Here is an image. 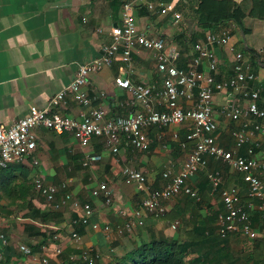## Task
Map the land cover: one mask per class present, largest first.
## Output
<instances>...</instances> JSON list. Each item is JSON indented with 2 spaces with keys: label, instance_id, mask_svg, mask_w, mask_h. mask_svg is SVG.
<instances>
[{
  "label": "crops",
  "instance_id": "0c3cea01",
  "mask_svg": "<svg viewBox=\"0 0 264 264\" xmlns=\"http://www.w3.org/2000/svg\"><path fill=\"white\" fill-rule=\"evenodd\" d=\"M149 1H136L139 28L149 35H162L168 42L181 47L175 38L180 24L172 16L147 11L142 5ZM121 18L122 0H0V124H9L25 116L32 105L45 107L70 83L81 62L101 53L102 46L112 39L110 29L120 24ZM248 24L250 33L237 29L229 44L217 47L221 75H228L235 44L243 40L259 54L256 69L264 79V44L254 45L257 33L264 34V21L250 19ZM183 52L190 61L196 51L192 48L189 53ZM201 67L209 70L207 62ZM117 76L157 86L162 78L152 52L146 48L134 53L132 64H127L118 55L110 66L92 72L86 85L94 99L92 106L107 108L108 116L113 117L144 109L129 90L116 83ZM226 100L224 92L215 93L214 117L218 123L215 134L222 145L231 149L234 147L233 131L241 121L235 122L223 112ZM260 104L264 107V98ZM152 105L163 108L155 98ZM53 109L80 117L84 106L68 94L66 101ZM190 125L191 122L186 121L153 127L149 130V149H136L122 143L118 153L106 146L103 137L95 136L87 146H81L70 132L35 128L36 149L20 161L0 164V264H43L44 256L48 257L46 264H87L82 256L85 250L99 254L97 264H109L144 239L158 234L179 236L177 228L171 226L176 219L180 220L181 228L189 229L202 222L213 228L214 238H226L222 243L224 251L209 253L200 264H264V250H260V241L255 237L242 233L224 238L216 235L218 217L225 210L222 188L239 192L248 186L243 179H237L235 173L238 172L214 157H209L208 165L186 180V185L197 192L198 198L193 199L182 191L167 202L172 219L148 216L144 226H136L122 235L115 232L108 235L101 227L76 222L80 210H76L71 202L57 211V218L49 221L35 213V209L50 211L52 206L35 188V179L41 176L48 183H67L66 189L74 198L91 202L94 208L92 220L100 225L124 223L123 209L135 208L150 190L161 187L165 182V171L176 173L181 168L193 147L187 146L184 140ZM88 152H97L102 157L93 166L86 167L82 158ZM256 155L264 161V154L259 149ZM125 166L142 170L147 177L146 187L140 188L137 182L122 181L121 170ZM215 170H220L223 176L218 188L212 185L209 177ZM262 178L264 180V169ZM103 181L112 191L111 204L105 201L104 193H93V188ZM63 191L65 188L61 187L60 194ZM252 201L250 204L254 206L256 201L254 198ZM74 230L79 232V240L72 237ZM22 245L30 247L31 252L23 250ZM59 247L62 248L60 253L57 252ZM190 258L197 259L200 255L195 252ZM218 258L221 260L216 261Z\"/></svg>",
  "mask_w": 264,
  "mask_h": 264
},
{
  "label": "built area",
  "instance_id": "2783aa9c",
  "mask_svg": "<svg viewBox=\"0 0 264 264\" xmlns=\"http://www.w3.org/2000/svg\"><path fill=\"white\" fill-rule=\"evenodd\" d=\"M136 1L122 0L121 23L110 29V42L102 46L100 54L81 62L74 78L55 94L45 107L32 105L25 116L9 124H0V164L20 161L32 153L37 147V127L61 133L70 132L81 146H87L95 136L103 137L106 146L113 153H118L122 143L136 149H149V130L154 126L164 127L190 121L187 138L195 140V144L181 168L176 173L172 170L165 171V182L161 187L150 190L135 208L123 209L121 212L126 217L124 223L100 225L93 221L94 208L91 202H81L74 198L66 189L65 182L61 185L48 183L39 176L35 179V188L55 208H62L71 202L76 210H80L76 222L91 224L94 228L101 227L108 235L113 232L122 235L136 226L145 224L148 216L165 215L169 210L168 200L182 191L198 198L197 192L190 185H186V180L205 168L209 157H214L244 174L243 179L250 195L258 200L254 207L264 212V161L256 155L257 149L264 154V107L259 104L264 98V79L245 59L242 51L233 53V73L230 76L221 75L217 47L229 44L232 37L230 28L221 31L207 30L205 37L196 43V53L190 62L181 65L183 52L178 44L168 42L162 35H149L139 28L135 13ZM146 6L150 10L157 8L161 14L172 15L176 23L182 18V12L176 8L177 2L174 0L149 1ZM140 48L152 52L157 69L162 74L161 84L157 86L138 83L124 76H117L116 83L129 90L135 99L143 104L144 109L126 116L113 117L108 116L107 108L93 107L94 99L86 89L89 75L110 66L118 55L127 64H132L134 53ZM205 62L208 64V71L201 67ZM216 75H220V78ZM216 92H224L227 96L223 112L233 120H241L240 128L233 131L234 147L231 149L222 145L215 134L218 126L213 106ZM68 94H72L84 106L80 117L69 116L53 109L64 103ZM153 98L163 108H155L152 105ZM242 146L247 147L246 153L240 152ZM101 157L97 152H88L83 156L82 164L86 167L93 166ZM121 175L124 182H137L140 188L146 187L147 177L142 170L125 166ZM209 177L215 188L223 182L220 170L211 172ZM61 187L65 188V191L60 194ZM93 193H104L105 201L108 204L113 202L112 191L105 181L94 187ZM221 196L225 210L218 217L216 235L227 237L242 233L251 238L256 237L257 229L252 223L249 209L241 203L239 192L223 187ZM179 225V219L172 223L174 228ZM71 235L77 240L81 237L76 230L72 231ZM53 237L56 238L57 235L53 234ZM21 248L26 252L32 250L26 245ZM61 251L62 248L59 247L57 252ZM82 256L87 264H97L99 258L98 253L90 250H85ZM41 261L46 264L48 257L44 256Z\"/></svg>",
  "mask_w": 264,
  "mask_h": 264
},
{
  "label": "trees",
  "instance_id": "16d2710c",
  "mask_svg": "<svg viewBox=\"0 0 264 264\" xmlns=\"http://www.w3.org/2000/svg\"><path fill=\"white\" fill-rule=\"evenodd\" d=\"M150 1L170 2L173 0ZM181 1L182 0L177 1L176 8L178 10H180ZM142 7H146L147 11L150 13L159 14L157 8L150 10L146 5H142ZM171 16L172 15L169 17ZM250 19H258L262 22L264 21V0H250V3L247 1L245 2V0H208L205 4L203 0H196V4L192 7V12L186 14L184 18L182 17L181 20L177 22L181 27L178 30V34H176L175 38L181 45L182 52L185 51L189 53L192 48L195 50L196 43L205 37L206 31L209 29L221 31L229 28L231 24H234L239 29H242L245 34L250 33L251 28L248 24ZM234 51H242L244 53L245 59L248 60L251 63L253 69L257 71L256 67H258L260 60L258 59L259 54H256L254 47H248V45H245L243 40H240V42L235 44ZM188 62H190L188 61V55L187 57L183 56L181 65H186ZM232 73L233 70L232 67H230L228 76H230ZM216 77L220 78V75H216ZM238 128H240V124L237 125V129ZM188 131L184 140L187 146L192 147L193 145L194 147L195 140L187 138ZM240 152L246 153L247 147L242 146ZM235 174L239 181H241L244 177L242 172ZM189 195L194 199L191 194ZM239 195L241 197V203L249 209V212L252 216V223L257 229L258 233L255 237V240H258V242L260 241L259 248L261 251H263L264 212L257 207H251L249 205L250 201H252L254 197L250 195L248 187H246L245 190L243 189V191L240 190ZM254 200L258 202L257 199L254 198ZM59 209L61 208H55L51 206L50 211H40L35 209V213H38L39 217L49 221L51 218H57L59 216L57 212ZM150 217L154 219L167 217L170 219L173 218L170 216V211H167L165 215L160 217ZM176 231L179 232V236H161L158 234L149 240L144 239L140 243L136 244L133 249L126 252L122 257H117L109 264H200L202 259H206V256H208L209 253H218L220 251H224V246L222 243L224 240H226V238H214L213 236L215 235L213 228H209L202 222L196 223L192 228L189 229L178 227ZM207 235L211 237L206 238ZM195 252L199 253L200 258L191 259L190 255ZM258 255L255 256L258 257ZM202 256H204V258ZM220 260V258L216 259V261Z\"/></svg>",
  "mask_w": 264,
  "mask_h": 264
},
{
  "label": "rangeland",
  "instance_id": "374dc122",
  "mask_svg": "<svg viewBox=\"0 0 264 264\" xmlns=\"http://www.w3.org/2000/svg\"><path fill=\"white\" fill-rule=\"evenodd\" d=\"M208 0H203L204 4L207 2ZM250 3V0H245V2ZM196 4V0H182L180 3V11L182 12V17L184 18L186 14L191 13L192 12V7ZM247 4V3H245ZM169 18V17H168ZM248 20V19H247ZM255 21V20H254ZM262 26V25H261ZM229 28L231 29V32H234L235 30L239 29L237 26L231 24L229 26ZM243 34V32L240 33V35ZM264 34L260 31V33H257L256 36V42H255V46H260L262 44H264ZM249 39V37H248ZM257 44V45H256ZM141 227L144 226V224L140 225Z\"/></svg>",
  "mask_w": 264,
  "mask_h": 264
}]
</instances>
